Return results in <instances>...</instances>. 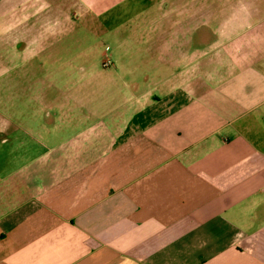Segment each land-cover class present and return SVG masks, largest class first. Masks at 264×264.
Here are the masks:
<instances>
[{
	"label": "crops",
	"instance_id": "obj_1",
	"mask_svg": "<svg viewBox=\"0 0 264 264\" xmlns=\"http://www.w3.org/2000/svg\"><path fill=\"white\" fill-rule=\"evenodd\" d=\"M153 1L0 0V264H264V0L242 22L234 2ZM127 13L166 29L142 40L164 81L127 85L112 129L45 146L48 123L18 118L43 63Z\"/></svg>",
	"mask_w": 264,
	"mask_h": 264
},
{
	"label": "rangeland",
	"instance_id": "obj_2",
	"mask_svg": "<svg viewBox=\"0 0 264 264\" xmlns=\"http://www.w3.org/2000/svg\"><path fill=\"white\" fill-rule=\"evenodd\" d=\"M158 1H153V4L158 5ZM261 1L218 0L219 5L224 9L228 5L232 6L234 2L235 18L238 22L246 21L248 17V14L242 13L244 5H251L253 10L261 4ZM197 3L204 6L211 5L210 0H166V8L168 9L169 5L184 6ZM149 16H158V14L155 11ZM149 16L137 17L134 13L124 15L123 24L118 23V30L113 31L114 34H119L118 38L114 34L110 37L109 31L105 36V29H99L97 25L84 27L77 24L74 34L69 37L70 45L57 48L54 53L56 61L43 63L44 71L39 79L41 82L39 91L35 95L31 89H28L25 104L18 118L25 119L28 123L34 118L44 119L48 123L38 131L45 146L55 145L56 137L59 141V139L91 134V131L105 127L112 129L110 125L117 121L121 107L127 103L123 93L127 85L135 82L134 89L144 91L164 81L166 70H163V63L157 60L158 56H161L158 54L160 51H156L162 46L143 44L142 40L149 37L157 44L166 39V29L153 32L136 29V26ZM178 16L174 14L175 18ZM129 17L131 20H128ZM222 17L224 25L228 20L227 14ZM263 19L264 15L254 14L247 23L258 24ZM212 25L214 28L216 24ZM199 32L203 33V30ZM134 38L142 42L137 45L132 44ZM119 39L122 42H119ZM35 96L37 97L34 98ZM17 106L18 104L14 102L9 103L11 116L17 114L18 111L15 110ZM40 110H42L41 116ZM33 143L28 142L27 147ZM37 147L38 152L46 150L44 147Z\"/></svg>",
	"mask_w": 264,
	"mask_h": 264
}]
</instances>
